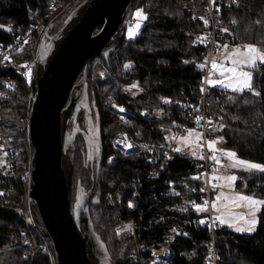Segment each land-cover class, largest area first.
I'll list each match as a JSON object with an SVG mask.
<instances>
[{
    "label": "trees",
    "instance_id": "16d2710c",
    "mask_svg": "<svg viewBox=\"0 0 264 264\" xmlns=\"http://www.w3.org/2000/svg\"><path fill=\"white\" fill-rule=\"evenodd\" d=\"M65 1L58 0V6ZM83 1L77 0L69 13ZM191 1L201 10L203 0H142L137 8L143 11L145 22L136 36H123L115 49L104 57L94 56L87 65V98L102 146L95 202L89 213L110 264H149L152 255L148 247L158 248L173 232L179 235L170 244L168 264H204L209 255L210 232L200 221L203 213L187 206L195 194H202L203 183L197 176L201 166L190 155L176 152L172 159L159 155L166 146L167 133L179 119L175 103L201 93L203 70L197 60H204L207 45L195 44L194 34L206 31V26L197 16L190 21L183 6ZM217 2L218 27L229 37L254 44L264 52V0ZM50 4V0H0V43H9L45 19ZM59 29L52 34L46 30L43 38ZM36 49L37 43L27 44L12 58L31 61ZM0 76L17 84L16 91L0 107V128L14 152L13 168L0 166V264H55L49 239L31 225L28 229L36 241L33 246L23 215L16 209L28 191L33 149L27 135L26 112L35 93V81L28 84L10 69L1 71ZM208 88L205 112L213 120L210 131L221 147L264 165V63H258L252 72L250 88L254 91ZM161 97L172 102H163ZM112 101L126 108L127 132L144 144L145 150L124 153L113 145L112 139L122 127ZM143 107H162L168 117H143L139 114ZM86 112L80 110L69 126L84 131ZM187 123L195 128L192 119ZM89 146L83 136H77L72 184L76 179L81 189L91 187ZM156 155L159 161L153 159ZM79 166L81 172L77 173ZM243 185L241 191L264 198V173L238 172L236 186ZM120 224L133 228L118 230ZM213 239L216 264H264V205L253 232H237L220 224ZM133 255L136 260L131 259Z\"/></svg>",
    "mask_w": 264,
    "mask_h": 264
},
{
    "label": "water",
    "instance_id": "95a60500",
    "mask_svg": "<svg viewBox=\"0 0 264 264\" xmlns=\"http://www.w3.org/2000/svg\"><path fill=\"white\" fill-rule=\"evenodd\" d=\"M142 0H84L36 56L35 93L27 114V135L33 149L28 178L31 225L49 239L55 264H110L108 253L94 232L90 205L102 160L99 130L74 132L82 104H87V65L106 56L121 42L126 22ZM91 146V187L80 191L72 206V178L76 138ZM244 186L241 190H244Z\"/></svg>",
    "mask_w": 264,
    "mask_h": 264
},
{
    "label": "built area",
    "instance_id": "2783aa9c",
    "mask_svg": "<svg viewBox=\"0 0 264 264\" xmlns=\"http://www.w3.org/2000/svg\"><path fill=\"white\" fill-rule=\"evenodd\" d=\"M217 1L218 0H203V6L201 8L202 11L192 1L191 3L185 4L183 6L185 12L187 14H190V21H194L197 16L198 18H201L204 21V25L206 26V31H198L194 34L195 44L204 43L207 45V53L204 60H197V62L201 63L203 70V76L200 86L201 93L197 98H182L175 103L177 110L179 111V119L174 123L175 127L173 128V130L167 133V135H171L172 141H168L166 139V146L163 147L161 149V152L159 153L162 158L172 159L175 156V153L177 152L175 151V149L177 148V140L179 136L189 131L192 127L187 123V121L191 119L194 121L195 128L199 130L201 135V158L197 159L198 164L201 166V171L197 174V176L202 181L203 187L201 188L202 194H195V197L187 202V206L196 209L197 204L199 203L207 205V211L203 214L200 220L201 222L203 221L202 223L207 226L210 232L209 255L204 260V264H216V251L214 249L213 233L214 230L220 225L219 218L212 213L211 209L212 191L215 189V186L213 184L216 181L214 179H211L210 175L213 172V169L216 167V164L214 162V159L210 158L212 152L209 151L207 148V143L209 142V140H214L216 137L210 131L213 126V120L205 112V108L207 105L206 99L208 96L209 89V84L207 81L210 78L211 58L213 55H224L225 51L224 48H222L224 43L234 45L243 44L241 40L229 37L227 32L222 31V29L218 27L216 18L219 12V4ZM50 2L51 4L45 19L32 24L27 32L21 35H17L9 43H0V72L10 69L13 70L17 75L21 76L28 84H31L35 81L37 68L36 55H32L31 61H17L12 58V55L14 53L20 52L27 44L37 43L38 45L39 42L43 39V35L45 34V31L48 28L47 26L49 25L50 20L54 17L58 10V0H50ZM199 10L201 11V14L197 15ZM133 12L126 22V27L123 35L125 36V38H134L139 28L145 22V17L143 19H138L137 16L133 14ZM137 23L139 24V27L135 28L134 26ZM130 28H133L132 35H129ZM188 34L190 33L188 32ZM230 48L231 46H229L227 49ZM221 77L222 76L216 72L212 75L213 79H221ZM16 89L17 84L14 81L10 80L8 77L0 76V107L3 101H5L12 92L16 91ZM160 100L168 103L172 102L166 97H161ZM112 105L114 111L118 114V121L120 123V126L122 127V130L114 136L113 145L124 153H129L137 150H145L146 147L144 146V144L133 139L127 132L129 126L127 124L128 111L126 110V108L123 105L115 102ZM139 114L143 117L157 119H163L168 117V112L162 107L152 109L150 107H143L140 109ZM148 152L150 154L153 153V151L149 148ZM1 158H3L4 164L7 167L13 168L14 152L10 148L9 138L3 135L0 128V159ZM153 159L155 161L160 160L158 155L153 157ZM218 173L222 175V173L229 174L230 172L227 170H219ZM171 185H173V183ZM26 200L28 212L25 211L23 219L26 224L31 225L32 221L28 209V194ZM17 210L20 213L23 212L22 209L19 207L17 208ZM27 227L30 228L29 226ZM125 228L132 229L133 226L128 224H120L117 229L123 230ZM177 235H179L178 232H173L169 236V238L158 248L152 246L148 247L152 255V259L149 264H168V260L172 256L170 244L173 242L175 236ZM30 240L33 246H35V238L31 236ZM160 252H164V254H162L161 256L158 255ZM131 259L136 260L137 256L133 255Z\"/></svg>",
    "mask_w": 264,
    "mask_h": 264
},
{
    "label": "rangeland",
    "instance_id": "374dc122",
    "mask_svg": "<svg viewBox=\"0 0 264 264\" xmlns=\"http://www.w3.org/2000/svg\"><path fill=\"white\" fill-rule=\"evenodd\" d=\"M76 2H77V0H67L62 5L58 6V10H57L56 14L54 15V17L49 22V25H48L49 29L47 28L48 33H50V34L54 33L57 29H59L64 24V22L70 16L71 13H69V12L71 11L72 7L74 6V4ZM138 10H140L143 13V11L140 8H136L134 10L133 14L135 15ZM143 15H144V13H143ZM144 17H145V15H144ZM47 40H48V38L47 39L43 38L41 40L42 45L44 44L43 45V52L40 54L41 58L44 57L45 53L47 52V49L44 51V49H45L44 46H45ZM40 42L37 45V49L35 52L36 56L39 53L38 50L40 49V45H41ZM247 45H252L256 48V50L258 52L264 53L258 46L254 45V44L243 43L241 45H234V44L224 43L222 46V48H224V51H225L224 55H222V56L213 55L211 58V69H210V78H209V80L223 81V83H213V84L208 83L210 86H219L221 88L234 91V90L241 87V81L243 80V77L240 76L241 72L250 73V75H251L250 84L252 86V72H253L255 66L258 63H262V62H260L257 59L255 64L248 63V61L252 58V54H250L248 52V49L245 47ZM229 46H231V48L227 49ZM233 50H239V54H233L230 59L227 58V57H229L230 53H233ZM233 60L237 61L238 63L234 64ZM213 61H215L216 64L218 65L217 69H213V67H212ZM230 68H235L236 71L235 72L225 71V69H230ZM215 72L219 73L222 76L221 79H213L212 78V75ZM225 84H228L229 86L225 87L224 86ZM242 90L254 91L252 88H243ZM236 91H241V90H236ZM114 102L115 101H112V103H111L112 108H113L112 104ZM86 103L87 104H82L80 106L78 113L80 112V110H81V112H86V111H84V108L88 111V112H86V115L84 116V119L87 120V123H84V126H83V127L87 126L86 127L87 129L85 128V129H81V130H84L85 133H90L89 140H91L92 135L95 136V133L97 132L96 119H95V113L90 109V103L88 101ZM29 108H30V104H29ZM27 112H28V110H27ZM27 112H26V116L28 114ZM116 115H117V119H118L119 118L118 114H116ZM213 128H214V125H213ZM78 129H80V128H78ZM78 129L75 128V126L74 127L72 125L69 126V128H68L69 139L72 136L71 134H73L74 132L80 131ZM166 139L168 141H172L171 135L170 134L166 135ZM200 140H201V135H200L199 130L197 128L191 127V129L189 131H187L186 133L181 134L179 136V138L177 140V148L175 149V151H177V149H179V151H177L178 153L190 155V156L194 157L195 159H200L201 158ZM211 142H214V143H212V147L210 148L209 144ZM112 143H113V139H112ZM220 144H221V142L218 138H215L214 140H211V141L209 140V142L207 143L208 150L212 152L210 158H213L214 162L216 164V167L213 169V172L210 175L211 179H214L216 181L213 184L215 186V189L212 191V200H211L212 213L219 218L220 224H223V225L227 226L228 228H230L234 231H237L238 228L247 229L251 226L249 224V221L251 219H253V215H252L253 212H254V218L256 219V221H258V212L261 209L262 205H260L258 208L255 206H249L248 201L242 199V197H251V198H254V199L259 200V201H264V198H262L261 196L255 194V193L241 191L242 186L240 188H238L236 186L237 173L238 172L264 173V167H262L261 169H249V168L237 165L236 161L242 160V161H247L249 163L258 164L261 166H264V165L261 163L249 160V159L241 158V157L237 156L236 153L232 149H228V148L224 149L221 147ZM89 147H90V153H91V146H89ZM129 153H132V152H129ZM228 153H234L235 157L234 158L229 157ZM86 155H87V151H86ZM88 155H90V154H88ZM3 165H5L4 160H3V158H1L0 159V166L3 167ZM219 170H227L230 173L229 174L222 173V175H221L218 173ZM76 172L77 173L81 172L80 166L77 167ZM230 177H235V179H229ZM218 180H219V182H218ZM75 183H76V179L74 180V184H72V206L76 201V197H77L78 193L80 191H86L89 188L88 187L85 189H81V188L77 187ZM26 197H27V192L22 197L20 203L17 204V207H16V209L18 207L22 209V211L24 212V213L21 212V213H23V216L25 215V211L28 212L27 211ZM196 210L199 213L204 214L207 211V205L199 203V204H197ZM24 224L26 227L31 226L30 224L29 225L26 224L25 221H24ZM256 225H257V223H256ZM256 225H255V227H256ZM255 227H254V229H255ZM27 230L29 231V234L28 233L27 234H28V239L30 240V237L31 236L34 237V235H32L30 233L31 231L28 229V227H27ZM253 231L243 230V231H237V232L251 233ZM25 240H27V239H25ZM106 262H107V260L105 259L104 264Z\"/></svg>",
    "mask_w": 264,
    "mask_h": 264
},
{
    "label": "snow or ice",
    "instance_id": "6c2138e0",
    "mask_svg": "<svg viewBox=\"0 0 264 264\" xmlns=\"http://www.w3.org/2000/svg\"><path fill=\"white\" fill-rule=\"evenodd\" d=\"M135 15L137 16L138 19H143L144 18V15H143V13L140 10H138ZM0 27H3V26H0ZM134 27L135 28H138L139 27V24L137 23ZM132 34H133V28H130L129 29V35H132ZM245 47L248 49V52L250 54H252V58L248 61V63L255 64L257 59L260 62L264 63V53L258 52L256 50V48L254 46H252V45H247ZM233 54H239V50H233V53H230L229 57H227V58L230 59ZM233 63L235 64V63H238V62L235 61V60H233ZM126 67H127V65H126ZM212 67H213V69H217L218 68V65L216 64L215 61L212 62ZM225 71L235 72L236 69L235 68H230V69H225ZM240 76L243 77V80L241 81V87L238 88V89H236V90H242L243 88H250L251 87V84H250L251 75H250V73L241 72L240 73ZM207 82L209 84H213V83H223V81H213V80H208ZM224 86L225 87H228L229 85L228 84H225ZM257 95H258V93H257ZM212 143H214V142H211L209 144V147L210 148L212 147ZM177 151H179V149H177ZM228 155H229V157H232V158L235 157V154L234 153H228ZM236 164L239 165V166H242V167L249 168V169H261L262 167H264V166H261V165H258V164L249 163L247 161H242V160H237L236 161ZM229 179H235V177H230ZM242 199L248 201L249 206H255V207L258 208L260 205H264V201H259V200H256L254 198H251V197H242ZM252 215H253V219H251L249 221V224L251 226L249 228H247V229H240V228H238L237 231H243V230L253 231L254 230V227H255L257 221L254 218V212H253Z\"/></svg>",
    "mask_w": 264,
    "mask_h": 264
},
{
    "label": "bare ground",
    "instance_id": "6f19581e",
    "mask_svg": "<svg viewBox=\"0 0 264 264\" xmlns=\"http://www.w3.org/2000/svg\"><path fill=\"white\" fill-rule=\"evenodd\" d=\"M162 254H164V252H160L158 255H160V256H161Z\"/></svg>",
    "mask_w": 264,
    "mask_h": 264
}]
</instances>
